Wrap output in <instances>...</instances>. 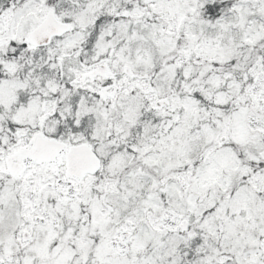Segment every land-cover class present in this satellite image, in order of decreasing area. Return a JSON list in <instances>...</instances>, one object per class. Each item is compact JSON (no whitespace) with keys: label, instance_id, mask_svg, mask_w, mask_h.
Returning a JSON list of instances; mask_svg holds the SVG:
<instances>
[{"label":"snow or ice","instance_id":"6c2138e0","mask_svg":"<svg viewBox=\"0 0 264 264\" xmlns=\"http://www.w3.org/2000/svg\"><path fill=\"white\" fill-rule=\"evenodd\" d=\"M0 264H264V0H0Z\"/></svg>","mask_w":264,"mask_h":264}]
</instances>
